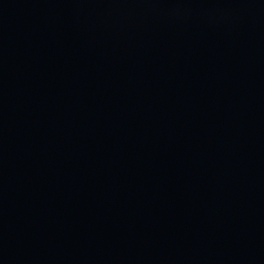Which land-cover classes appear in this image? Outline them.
<instances>
[{
	"label": "water",
	"instance_id": "95a60500",
	"mask_svg": "<svg viewBox=\"0 0 264 264\" xmlns=\"http://www.w3.org/2000/svg\"><path fill=\"white\" fill-rule=\"evenodd\" d=\"M0 264H264V0H0Z\"/></svg>",
	"mask_w": 264,
	"mask_h": 264
}]
</instances>
